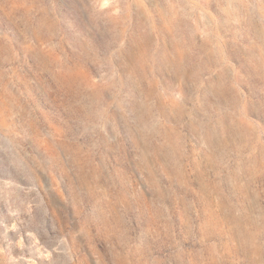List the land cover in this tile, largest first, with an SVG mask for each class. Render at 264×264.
<instances>
[{
	"label": "rangeland",
	"instance_id": "1",
	"mask_svg": "<svg viewBox=\"0 0 264 264\" xmlns=\"http://www.w3.org/2000/svg\"><path fill=\"white\" fill-rule=\"evenodd\" d=\"M0 264H264V0H0Z\"/></svg>",
	"mask_w": 264,
	"mask_h": 264
},
{
	"label": "bare ground",
	"instance_id": "2",
	"mask_svg": "<svg viewBox=\"0 0 264 264\" xmlns=\"http://www.w3.org/2000/svg\"><path fill=\"white\" fill-rule=\"evenodd\" d=\"M245 67L247 68V69H246V70H248V71H247V74H249V75H253L255 72H258L256 68H253V67H252L251 63L246 64ZM177 70H178V69H177ZM244 71H245V70H244ZM181 74H182V73H181ZM186 75H187V74H186ZM191 76H192V74H191ZM197 76H198L197 74H193L192 77L195 78V79H197ZM259 80H260V79H259ZM261 80H262V79H261ZM261 80H260V81H261ZM261 82H262V81H261ZM137 108H138V107H137ZM180 111H182V110H180ZM184 111H185V110H184ZM183 113H184V112H183ZM181 114H182V112H181ZM184 114H185V113H184ZM138 115H139V116H137V118L141 119V116H140L141 114H138ZM144 116H145V115H144ZM179 116L181 117V115H179ZM143 118H144V117H143ZM145 120H146V119H144V122H146ZM137 121H138V120H137ZM139 123H140V122H139ZM226 129H227V128H226ZM248 129H249V127H248ZM228 130H229V129H228ZM250 131H251V130H250ZM207 138H208V137H207ZM208 139H209V138H208ZM209 140H210V139H209ZM209 140H208V141H209ZM206 141H207V140H206ZM211 141H212V140H211ZM211 141H210V143H211ZM212 144L214 145L213 142H212ZM212 144H211V145H212ZM209 145H210V144H209ZM213 145H212V146H213Z\"/></svg>",
	"mask_w": 264,
	"mask_h": 264
}]
</instances>
